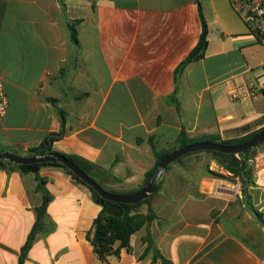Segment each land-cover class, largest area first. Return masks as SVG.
<instances>
[{
	"label": "crops",
	"instance_id": "0c3cea01",
	"mask_svg": "<svg viewBox=\"0 0 264 264\" xmlns=\"http://www.w3.org/2000/svg\"><path fill=\"white\" fill-rule=\"evenodd\" d=\"M202 18L205 55L181 69ZM0 75L9 97L0 154L26 157L63 131L53 149L111 170L119 181L110 191L139 190L155 150L173 148L184 131L229 139L264 127V40L231 0H0ZM234 91L246 97L234 100ZM194 155L210 170L197 178L169 166L157 193L134 211L154 218L133 234L132 251L105 260L87 239L102 207L86 186L60 167L0 169V264H19L37 223V175L52 200L24 264H163L155 251L171 264H262L264 226L243 203L239 181L211 176H231L211 153ZM254 180L253 204L264 218V148Z\"/></svg>",
	"mask_w": 264,
	"mask_h": 264
},
{
	"label": "trees",
	"instance_id": "16d2710c",
	"mask_svg": "<svg viewBox=\"0 0 264 264\" xmlns=\"http://www.w3.org/2000/svg\"><path fill=\"white\" fill-rule=\"evenodd\" d=\"M202 15V13H201ZM202 24H203V30L202 34L199 40V43L197 46L192 50V52L189 54V56L186 58V60L181 64L180 68L184 69L188 64L197 61L199 59H202L205 55V51L207 49L208 45V27L207 24L202 18ZM69 29L71 31V37L74 41L77 40V31L74 28V25L69 24ZM264 131V127L249 133L245 136L241 137H236V138H229V139H223L220 135H207L203 136L200 138H190L187 133L184 131L181 133L178 144L174 146L171 149L164 150V151H156L155 150V156H156V165L152 171H150L146 175L145 182L143 186L139 190L135 191H128V192H117V191H110L108 190L104 184L102 179H109L114 182H118L119 179L115 178L112 175L111 170H100V168L87 161L82 159L79 156L75 155H66L62 154L59 152H56L53 149V144L63 137L64 133L63 131L53 134L47 139L44 140V142L37 148L31 149L26 157H38V156H43V155H50V154H61L63 156H66L68 159H70L73 163H75L82 171H84L88 176L96 180L102 188H104L106 191L111 192L113 194H133L141 189H143L147 184L151 182L153 177L155 176L158 166L160 162L169 154L172 152L186 147L188 145L198 143V142H210V143H216V144H221L225 146H237L241 145L252 138L256 137L260 133ZM152 144V142H151ZM153 145V144H152ZM263 147L264 144L261 146L250 150L246 154H224L220 152H208L211 153L214 158L217 161V164L221 168H223L225 171H227L231 176L227 177L223 174L217 173V172H210L211 176L219 179H225V180H233L236 182L237 180L240 183V191L242 194V201L245 203L246 207L253 213V215L257 218L258 222L264 226V218L263 214L259 212L254 204H253V198L251 195V187L255 186V180H254V173H255V156L256 153L255 150L258 148ZM153 148L155 149V146L153 145ZM193 155V154H190ZM188 155V156H190ZM185 156V157H188ZM177 160L176 162L182 161L183 158ZM175 163V162H174ZM45 166H54V167H60L65 169L74 181L77 184H82L86 186L92 193V198L94 202L102 207L101 212L95 218L93 226L91 230L88 231L87 233V239L88 241L93 245L95 249V253L101 258L102 260H105L106 257L114 255V256H119L120 252L122 249H125L127 252L132 251L131 247V237L133 234H135L137 231H139L146 222H150L154 218L152 217H143L139 214H136L134 211L136 210L137 207L142 205L143 203L147 202L148 199L152 196H150L148 199L145 201L135 204V205H129V204H120L123 210V216L121 218H116L112 215L107 214V209L113 204L110 201H107L100 197L93 189L88 187L86 184H84L78 177L73 175L64 165L62 164H55V163H41V164H33V165H15L11 164L9 162L5 161H0V169L5 170L8 173H10L14 169H19L23 174H28V173H35L38 174L40 169ZM38 181H39V188L41 189L43 193V203L41 207L38 209V220L37 223L34 225L33 229L31 230L29 237L27 239V242L25 246L22 249L21 256L19 259V264H24L25 260L27 258V255L33 246V243L35 241V238L37 234H39L41 231L44 229V221L47 218V208L49 203L52 200L51 194L46 190V180L42 179L37 175ZM101 178V179H100ZM158 190H159V185H158ZM157 193V192H156ZM154 195V194H153ZM54 230V225L52 224L48 229H45V232L48 234L51 231ZM148 243L149 247L146 251V253H149L152 246L153 242L151 241V238L149 236L148 238ZM118 244V247L115 249V245ZM160 259L163 264H171L169 261H167L159 251H155L154 253V260Z\"/></svg>",
	"mask_w": 264,
	"mask_h": 264
},
{
	"label": "water",
	"instance_id": "95a60500",
	"mask_svg": "<svg viewBox=\"0 0 264 264\" xmlns=\"http://www.w3.org/2000/svg\"><path fill=\"white\" fill-rule=\"evenodd\" d=\"M264 144V131L251 140L237 146H225L210 142H198L186 147L180 148L166 156L159 164L157 172L151 182L140 191L133 194H113L106 191L93 178L82 171L75 163L61 154H50L38 157H23L11 153L0 154V161L9 162L15 165H33L41 163H55L64 165L73 175L78 177L84 184L93 189L100 197L112 202L107 209V214L116 218L123 216V210L120 204L135 205L148 199L158 190V185L168 170V167L181 159L182 157L198 152H220L224 154H246Z\"/></svg>",
	"mask_w": 264,
	"mask_h": 264
},
{
	"label": "built area",
	"instance_id": "2783aa9c",
	"mask_svg": "<svg viewBox=\"0 0 264 264\" xmlns=\"http://www.w3.org/2000/svg\"><path fill=\"white\" fill-rule=\"evenodd\" d=\"M235 12L241 16L250 31L264 40V0H231ZM246 95H239L237 91L232 93L234 100H240ZM9 97L5 88V80L0 75V130L3 120L8 113ZM264 264V262H262Z\"/></svg>",
	"mask_w": 264,
	"mask_h": 264
},
{
	"label": "rangeland",
	"instance_id": "374dc122",
	"mask_svg": "<svg viewBox=\"0 0 264 264\" xmlns=\"http://www.w3.org/2000/svg\"><path fill=\"white\" fill-rule=\"evenodd\" d=\"M263 148L262 147H260L259 149H257V150H255V152L254 153H256L257 154V152L259 151V150H262ZM201 153H203V154H210V153H208V152H198V153H194V154H201ZM190 155V156H188V157H185V158H183L182 159V161H180V162H175V163H172L170 166H182V168H185V169H187V170H196L197 171V173H198V176H197V178H199L200 176L202 177L203 175H204V173L206 172V171H204V170H206L205 169V167L203 166V162H204V160H200V161H197V163H193V160H192V158L193 157H195V155ZM198 157L197 158H199L200 159V157L199 156H201V155H197ZM194 164V165H193ZM202 164V165H201ZM218 166H219V164H218ZM220 167V166H219ZM221 168V167H220ZM207 170H210V169H207ZM219 170H221V169H219ZM208 179L210 180L211 179V177L210 176H208ZM222 182L223 183H227V184H229V185H231V186H233L234 185V181L232 180H229V181H225V180H222ZM103 184H104V186L105 187H108V186H111L112 185V180H109V179H103ZM236 185H239L240 186V184H236ZM241 188H239V190H240ZM194 191H197V190H195L194 189ZM241 192V191H240Z\"/></svg>",
	"mask_w": 264,
	"mask_h": 264
}]
</instances>
